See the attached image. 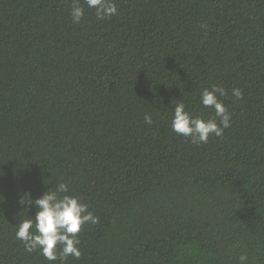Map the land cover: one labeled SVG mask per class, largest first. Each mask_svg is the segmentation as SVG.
Listing matches in <instances>:
<instances>
[{"label":"trees","instance_id":"obj_1","mask_svg":"<svg viewBox=\"0 0 264 264\" xmlns=\"http://www.w3.org/2000/svg\"><path fill=\"white\" fill-rule=\"evenodd\" d=\"M79 2L0 0V264H60L16 239L60 181L99 217L65 264H264V0ZM214 84L231 125L194 144L174 105Z\"/></svg>","mask_w":264,"mask_h":264},{"label":"clouds","instance_id":"obj_2","mask_svg":"<svg viewBox=\"0 0 264 264\" xmlns=\"http://www.w3.org/2000/svg\"><path fill=\"white\" fill-rule=\"evenodd\" d=\"M89 9H94L98 20H104L117 14L115 0H84ZM73 23H79L85 15V7L79 0H73L71 13ZM226 89L219 85L203 89L200 102L206 108H212L214 115L205 118L194 116L186 110L183 102L174 105L171 128L184 137L191 138L194 144H206L210 136L220 137L224 130L231 125V114L221 96H225ZM232 96L241 100L243 91L232 89ZM145 123H153L152 115L146 113ZM45 183H47L45 181ZM27 199L29 204L37 208L34 219L19 220L16 229V239L24 244L27 252L39 250L48 261H59L65 264L69 256L79 259L82 255L78 233L84 224H96L99 217L89 210V205L82 202V198L70 193L69 184L60 181L56 187L47 189L42 196L32 199L30 194L23 197L20 203ZM240 264H248L247 254H241Z\"/></svg>","mask_w":264,"mask_h":264}]
</instances>
